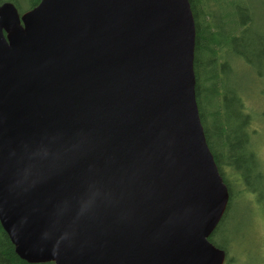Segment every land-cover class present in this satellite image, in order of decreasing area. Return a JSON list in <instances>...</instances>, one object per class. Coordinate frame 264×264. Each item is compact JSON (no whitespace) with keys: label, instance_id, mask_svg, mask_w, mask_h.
Wrapping results in <instances>:
<instances>
[{"label":"water","instance_id":"95a60500","mask_svg":"<svg viewBox=\"0 0 264 264\" xmlns=\"http://www.w3.org/2000/svg\"><path fill=\"white\" fill-rule=\"evenodd\" d=\"M195 46L190 0L0 5V222L21 259L224 264Z\"/></svg>","mask_w":264,"mask_h":264},{"label":"trees","instance_id":"16d2710c","mask_svg":"<svg viewBox=\"0 0 264 264\" xmlns=\"http://www.w3.org/2000/svg\"><path fill=\"white\" fill-rule=\"evenodd\" d=\"M4 2L14 3L22 14L39 5L41 0H0V5ZM190 3L196 24L194 59L196 97L206 139L219 171L229 188L230 197H251L255 191L249 180H252L251 174L253 172L256 174L258 169L264 179L263 160L256 150L258 147L254 142L256 129L251 128V113L246 110L242 95H239L238 100L240 102L239 112H241L239 116L243 119L237 120V116L229 114L227 103L234 91L231 88H226L225 77L230 74H240L239 66L246 61L245 63L251 68L256 66L254 73L257 76L261 79L264 78V71L261 70V66L264 67V33L256 30L253 40L245 38V34H248L254 26L255 18L251 9L257 1L190 0ZM262 5L264 8V0H262ZM242 38L245 42L244 48L256 51V63L253 62V55L246 54L247 51L243 47L236 48L238 43L240 45ZM257 50L259 54H257ZM238 157L241 158L239 161L241 165L240 168H237V172L240 169L246 178L241 175L236 176L234 171L233 176L226 172V167H231L235 159L239 160ZM236 185H241L242 189L237 191ZM226 214L227 212L224 213L219 225L211 235L210 241L216 247L230 251L233 244L239 241L235 238L229 240L224 234H222V239L217 238L218 233L226 229ZM237 230L233 227V236ZM243 249L249 250L247 263L252 264L257 259V264H264L259 246H254L248 240L245 241ZM259 259H262L260 263ZM243 262L245 261L238 258L236 261L229 258L226 263L241 264ZM0 264L54 263H28L21 259L0 222Z\"/></svg>","mask_w":264,"mask_h":264},{"label":"rangeland","instance_id":"374dc122","mask_svg":"<svg viewBox=\"0 0 264 264\" xmlns=\"http://www.w3.org/2000/svg\"><path fill=\"white\" fill-rule=\"evenodd\" d=\"M257 3L253 5V8L251 9L253 14H254V26L253 28L248 32V34H245V38H249V40L254 39V34L256 33V30H259V32L264 33V8L262 5V0H256ZM259 28V29H258ZM246 40V39H245ZM248 43V42H247ZM245 42L242 38L241 43L236 45V48L238 46H241L244 48ZM246 54H252L253 55V62L256 63V51H251L247 47L244 48ZM254 49V48H253ZM257 54H259V51L257 50ZM246 62V61H245ZM245 62L241 63L239 66V69L241 71L240 74L238 75H232L230 74L229 76L226 75L225 79L226 81V88H231L234 93L231 95V99L229 100V103H227L228 111L229 114H232L234 116H237V120L243 119L241 118V112L240 111V102L238 100L239 95H242L243 100L245 101L246 104V110L251 113L252 117V123H251V128L253 127L256 129L255 137H254V142L256 143L257 151L260 155V158L263 160L262 164V170H264V78H260L254 73V69L256 66H253L251 68L248 66ZM261 70L264 71L263 65L261 66ZM238 156V155H237ZM239 158V157H238ZM241 158L235 159L232 164V168L230 166L226 167V172L228 175L233 176V171L236 174V176H242L244 178V172L240 171L237 172V168H240V161ZM258 169V168H257ZM258 173V174H257ZM257 175L254 174V172L251 174V179L250 185L252 188H254V193L251 194V197H261V199L264 201V179L261 177V172L259 169L257 170ZM243 184V183H242ZM244 187V185H243ZM235 189L240 190L242 189V186L236 185ZM255 203L253 204L252 210H248V206H238L235 209V212L233 213L234 221L231 226V232H233V225L234 228H239L242 229L244 228L246 231L250 228V236L248 235V238L251 237V242L253 243L254 246H262L264 243L263 239V233L260 236L261 232L263 231L264 228V208L261 210L255 207ZM224 228V227H223ZM222 230L221 232L218 233L217 238L222 239ZM245 237V236H244ZM243 239V240H242ZM241 241L238 239L239 246L243 248V235H242ZM234 255V253H233ZM238 259L241 261H245L246 255L244 256L242 253L238 254ZM262 259H259V263L261 262ZM257 262V259L255 260ZM256 262L252 264H257ZM227 264V263H225ZM240 264V263H238ZM241 264H251L247 262H243Z\"/></svg>","mask_w":264,"mask_h":264},{"label":"flooded vegetation","instance_id":"af4514ba","mask_svg":"<svg viewBox=\"0 0 264 264\" xmlns=\"http://www.w3.org/2000/svg\"><path fill=\"white\" fill-rule=\"evenodd\" d=\"M254 203L256 205L255 206L256 208H258L260 210L262 208H264V201L261 199V197H229L227 208L225 210V213L227 212V214H226L227 217L225 219L226 229H224V231H223L224 236L227 235L229 240L235 238V239H237V240L239 239V241H241L242 235H243L244 241H243L242 245H244L245 241H248V240H249V242L251 241L252 238L251 237L248 238V235L250 236V234H251L250 228L246 231L244 228L240 229L238 226L237 233L235 232L236 234L234 236L232 235L233 233L231 232L230 229H231V226H232L233 221H234L233 213L235 212L236 207L245 205V206H248L249 207L248 210L251 211ZM233 227H234V225H233ZM262 233H263V237H261V238L264 241V228H263V231L261 232L260 236L262 235ZM239 244L240 243L235 242V244H233V246L231 247L230 251H225L226 252V259H225L224 264L227 262V259H229V258H232L233 261H236L239 253H242L244 256L246 255V258L248 259L247 255H249V250L238 247ZM259 247H260L259 250L261 251V255H263V259H264V243L262 244V246L259 245ZM233 251H234V255H233ZM245 262H246V260H245Z\"/></svg>","mask_w":264,"mask_h":264}]
</instances>
